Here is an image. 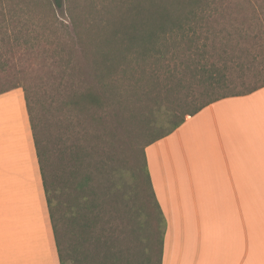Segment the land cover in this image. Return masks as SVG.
<instances>
[{
  "label": "trees",
  "instance_id": "16d2710c",
  "mask_svg": "<svg viewBox=\"0 0 264 264\" xmlns=\"http://www.w3.org/2000/svg\"><path fill=\"white\" fill-rule=\"evenodd\" d=\"M229 1L232 3L231 0H116L105 5L104 9H98L96 14L87 11L84 0H0V20H5L8 14L15 16L17 10L26 4L28 10L47 19L53 32L61 23L64 32L69 34L65 45L70 58L68 67L73 71L78 66L83 69L82 63L76 62L77 55L83 54L86 58L94 83L79 91L74 82L68 81L65 104L70 112L100 115L99 112L110 103L122 106L132 99L137 115L142 116L140 130L145 141L143 162L136 179L143 201L139 210L147 213V217L143 215L142 222H139L138 250L131 247L126 254L115 244L113 232H100L104 229L99 226L97 207L102 205V195L90 185L94 177L87 170L75 185L80 191L75 202L80 197L84 199L81 213L74 209L73 196L67 193L73 207L64 212V226L68 227L71 237L70 245H66L53 210L55 183L50 182L43 168L42 152L31 117L32 107L29 96L25 95L61 264H162L167 222L153 188L146 147L174 132L189 115L205 106L264 87V59L258 61L256 48L241 46V39H246L248 32L232 33L224 27H217L226 20H233L225 14H213ZM235 4L242 7L244 1ZM64 6L69 23L57 17L55 7ZM247 19L250 18L243 17L245 23ZM4 26L0 22V28ZM7 37L0 36V41H5L11 48ZM135 61L137 63L133 65ZM0 63L6 67L5 62ZM19 86L13 84L0 93ZM76 151L77 147L69 153L71 165L66 173V181L71 186L78 178ZM93 166L99 169L96 164ZM148 229L151 235L145 243L143 232Z\"/></svg>",
  "mask_w": 264,
  "mask_h": 264
},
{
  "label": "crops",
  "instance_id": "0c3cea01",
  "mask_svg": "<svg viewBox=\"0 0 264 264\" xmlns=\"http://www.w3.org/2000/svg\"><path fill=\"white\" fill-rule=\"evenodd\" d=\"M162 264H264V87L146 147ZM0 264H61L25 92L0 93Z\"/></svg>",
  "mask_w": 264,
  "mask_h": 264
},
{
  "label": "rangeland",
  "instance_id": "374dc122",
  "mask_svg": "<svg viewBox=\"0 0 264 264\" xmlns=\"http://www.w3.org/2000/svg\"><path fill=\"white\" fill-rule=\"evenodd\" d=\"M84 1L87 11L97 14L98 9H104L105 5L116 0ZM231 1L232 3L225 2V5L213 14L230 16L233 23L226 20L217 27H224L232 33L242 30L248 32L249 36L241 39V46L256 48L258 61L264 59V0H240L244 1L242 7L235 4L239 0ZM91 3H94V6ZM28 9L29 6L25 4L23 9L17 10L15 16L8 14L5 20H0L5 25L0 28V36L8 35L6 40L11 44L10 48L8 43L0 41V61L6 63L5 68L0 63V91L16 84L29 96L34 131L42 152L43 168L50 182L55 183L53 210L61 236L65 244L70 245L68 227L64 226V212L66 209H72L73 205L67 193L73 196L74 209L81 213L80 206L84 199L80 197L75 202V197L79 196L80 192L79 187L76 188L75 185L82 180L87 170L94 177V180H90V185H94L95 191L102 195V205L97 207L100 211L99 226L104 229L100 232H113L115 244L126 254H129L131 247L137 251L136 243L141 228L139 222H142L144 216L147 217V213L139 210V204L143 201L136 179L138 168L143 162L145 136L140 130L142 116L137 115L138 110L134 109L132 99L122 106L110 103V106H105L99 112L100 115H94L92 112H70L65 104L68 100V81L74 82V86L82 91L87 85L94 83L92 71L83 54H78L76 60L82 63L83 69L79 66L75 71L69 68L70 58L66 53L67 44L65 45L66 36L69 37V34L64 32L61 23L53 32L44 16ZM55 10L59 20L70 22L65 6L55 7ZM245 16L250 18L246 23L243 21ZM253 17L256 20H253ZM69 31H72L71 26ZM212 44L216 43L213 41ZM215 60L219 61V58ZM136 63L135 61L133 65ZM76 147L78 178L71 186L66 181V173L71 165L69 153ZM94 164L99 169L94 168ZM67 185L69 187L66 190ZM99 191H102V194ZM143 235L146 243L151 230L144 231Z\"/></svg>",
  "mask_w": 264,
  "mask_h": 264
}]
</instances>
